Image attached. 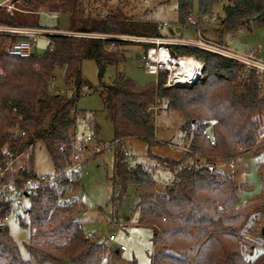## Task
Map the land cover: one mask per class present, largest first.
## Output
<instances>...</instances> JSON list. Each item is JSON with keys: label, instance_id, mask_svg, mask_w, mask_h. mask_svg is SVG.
<instances>
[{"label": "trees", "instance_id": "16d2710c", "mask_svg": "<svg viewBox=\"0 0 264 264\" xmlns=\"http://www.w3.org/2000/svg\"><path fill=\"white\" fill-rule=\"evenodd\" d=\"M21 2V8L13 13L0 8V26L43 28L38 22L42 11L63 12L70 17L67 32L71 35L48 36L43 54L23 58L7 56L5 48L17 38L0 35V166L7 152L27 156L24 170L5 176L17 185L39 175L33 167L36 142L46 150L52 173L63 170L74 146L78 121L85 115L74 105L79 94L60 95V90L51 87L55 70L63 69L65 89H80L86 87L82 61L95 62L99 75L104 64L123 61L118 49L128 42L102 37L163 36L158 24L152 22L131 23L114 16L94 19L85 13L83 0ZM213 4L214 0H198V17L211 16ZM191 5L192 0H178V23L192 19ZM223 12L220 32L250 29L252 23L264 19V0H229ZM142 46L145 50L149 45ZM173 49L179 56L196 54L204 61L202 80L189 87L165 88V75L160 74L156 84L139 87L117 76L111 86L104 87V110L114 132L111 204L114 198L119 203L126 197L127 187L132 188L136 224L155 230L156 252L150 264H264V185L256 200L239 205L238 191L249 185L236 182L233 165L237 155L258 154L264 149V141L259 140L264 124L262 75L214 53L185 46ZM157 99L166 100L169 108L182 114L181 129L192 151L178 159L148 152L147 158L169 174L162 187L143 166L129 167L121 146L126 138L143 141L149 148L157 146L151 112ZM207 129L211 140L204 133ZM258 171L264 174V164ZM83 187L80 180H59L28 193L14 207L1 203L0 264H30L21 257L3 224L12 213L29 229L31 236L24 246L40 264L47 260L100 264L107 248L89 238L79 220Z\"/></svg>", "mask_w": 264, "mask_h": 264}, {"label": "rangeland", "instance_id": "374dc122", "mask_svg": "<svg viewBox=\"0 0 264 264\" xmlns=\"http://www.w3.org/2000/svg\"><path fill=\"white\" fill-rule=\"evenodd\" d=\"M21 0H0V8L16 12L21 6ZM229 0H214L211 16L198 17V0H192L191 17L186 24L178 23V0H83L85 13L94 19L115 17L129 20L131 23L152 22L154 24H167L173 29L178 28L179 33L175 37L186 41H197L199 38L194 22L201 30V38L211 43L220 44L238 54L246 57H254L264 60V19L252 23L250 29L220 32V23L224 18L223 7ZM21 8V7H20ZM39 14V13H38ZM37 18V16H36ZM215 23L210 24V21ZM200 21L199 24H197ZM39 25L49 31L62 33L70 26V17L67 13L48 14L40 13ZM203 24H202V23ZM207 23V26L205 24ZM209 24V25H208ZM51 32V33H53ZM166 35L164 28L160 30ZM95 36L93 34H89ZM88 35V36H89ZM107 39L128 42L121 44L118 51L123 54V61L119 63L104 64V69L99 75L98 67L91 60L81 63V75L84 85L89 92L79 95L75 100V108L85 112L83 119L77 124L76 138L73 149L80 155L75 164L82 163L83 194L88 203L83 206L79 213V220L87 235H91L97 244L105 245L107 250L100 260V264H150L152 255L156 252L154 244L155 230L149 226L137 225L138 213L133 210L135 201L133 190L127 187L126 197L117 203L111 204L113 189L110 184L113 175V127L110 124L107 113L104 110L103 96L104 87L111 86L117 76L127 78L139 87L156 84V77L149 74L145 67V50L141 43L129 41V36L111 35ZM49 38L39 36L36 39L34 53L41 55L48 47ZM111 48V47H110ZM51 82V87L56 90L63 87V69H56ZM261 78L264 80V73ZM155 102V101H154ZM166 100H158L151 110L154 122V137L157 146L149 148L147 144L136 138L122 140V150L129 167L141 165L152 173L159 187L167 183L169 174L166 170H160L154 160L147 158L148 152L162 157L178 159L183 153H177L171 149V145L187 147L189 140L184 139L181 126L184 123L182 114L169 108ZM259 140L264 141V124L259 130ZM90 136L93 142L87 143L85 139ZM84 146H89L85 150ZM80 148V150L78 149ZM33 167L37 174H51L52 162L43 145L36 142L33 148ZM24 163L27 156L24 155ZM264 164V149L258 154L246 152L237 155L233 161L235 180L238 184H247L238 191L239 205H245L256 200L262 193L264 174L258 171L259 165ZM23 206L27 207L25 202ZM114 207H117L114 210ZM21 212H17L18 214ZM127 218V219H126ZM13 241L17 244L21 257L30 264H40L37 257L27 251L24 246L30 238V231L18 222L16 215L12 213L4 221ZM114 235L115 241L110 242L108 237ZM253 243L261 245V242L246 237ZM123 246L125 251H121ZM169 253V250H161ZM117 252V253H116ZM42 264H60L53 261H45Z\"/></svg>", "mask_w": 264, "mask_h": 264}, {"label": "built area", "instance_id": "2783aa9c", "mask_svg": "<svg viewBox=\"0 0 264 264\" xmlns=\"http://www.w3.org/2000/svg\"><path fill=\"white\" fill-rule=\"evenodd\" d=\"M11 12V11H10ZM215 23V21H210V24ZM191 25H195L194 22H191ZM167 24H158L159 30H165L164 35L159 37H129V41H137L141 44L149 45L145 49V67L149 74H152L156 77V82L160 74L165 75V80L163 87H189L195 84L196 82L203 79V69L205 67L204 61L199 58L196 54H184L179 56L174 51V47L185 46L197 50H202L210 53L220 55L222 57L231 59L245 68H250L255 70L258 74L264 73V61H260L254 57H246L230 50L227 47H224L220 44L211 43L207 40L201 38L198 33V40L196 41H186L179 38H176L174 35L171 36L167 30ZM48 29V28H47ZM44 28H12L0 26V35H10L17 40L14 43L9 44L5 48V54L10 57H28L34 53L36 39L39 36H52V35H71L69 32H53ZM53 32V33H51ZM91 35H89L90 37ZM105 38V37H102ZM89 92L87 87H82L76 89L70 87L68 89H61L59 91L60 95H73L76 96L84 95ZM206 138L211 140L210 129L205 130ZM23 135V133H22ZM85 142L91 143L93 139L90 136H87ZM171 149L177 153H189L192 154V151L189 147L177 145H171ZM86 148V146H84ZM83 148V149H84ZM80 150V148H78ZM85 150V149H84ZM60 151L64 152V148L61 147ZM76 150L72 149L68 153V160L65 163L63 170L57 174H39L36 178L27 179L23 181L20 185H17L13 180H5V176L8 173H17L22 171L25 168L24 155L12 156L8 152L5 153L6 161L3 166H0V204H9L11 207H14L16 204L22 201L23 196L28 193H33L40 188L51 185L52 183L59 180H80L83 176V170L80 166L82 163L75 164L73 160L77 161L80 155L76 154ZM78 153V152H77ZM190 156L188 161H190ZM232 169L233 166L231 165ZM80 203L86 205L88 203L87 197L82 193L80 196ZM90 238L91 235H88ZM110 242L115 241L114 235L108 237ZM121 251H124L123 246L120 247Z\"/></svg>", "mask_w": 264, "mask_h": 264}, {"label": "water", "instance_id": "95a60500", "mask_svg": "<svg viewBox=\"0 0 264 264\" xmlns=\"http://www.w3.org/2000/svg\"><path fill=\"white\" fill-rule=\"evenodd\" d=\"M167 30H168L169 35H171V36L175 35V33H179L180 32V30L178 28L173 29L171 26H168ZM33 54L34 53H32L31 55H33ZM262 233H264V229L262 230Z\"/></svg>", "mask_w": 264, "mask_h": 264}, {"label": "crops", "instance_id": "0c3cea01", "mask_svg": "<svg viewBox=\"0 0 264 264\" xmlns=\"http://www.w3.org/2000/svg\"><path fill=\"white\" fill-rule=\"evenodd\" d=\"M203 19V18H202ZM200 23V21L197 23V24H199ZM202 23V22H201ZM195 24V23H194ZM203 24V23H202ZM209 25V24H208ZM205 26H207V23L205 24ZM195 32H196V34H197V36H198V33L200 34V36H201V34L203 35V33H202V30L195 24ZM67 32V31H66ZM175 36V35H174ZM125 251V250H124ZM117 253V252H116Z\"/></svg>", "mask_w": 264, "mask_h": 264}]
</instances>
